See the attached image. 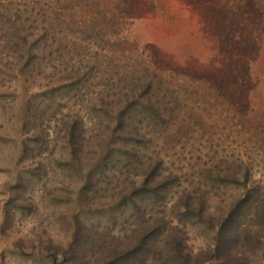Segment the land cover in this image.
<instances>
[{"label": "rangeland", "instance_id": "374dc122", "mask_svg": "<svg viewBox=\"0 0 264 264\" xmlns=\"http://www.w3.org/2000/svg\"><path fill=\"white\" fill-rule=\"evenodd\" d=\"M0 264H264V0H0Z\"/></svg>", "mask_w": 264, "mask_h": 264}]
</instances>
